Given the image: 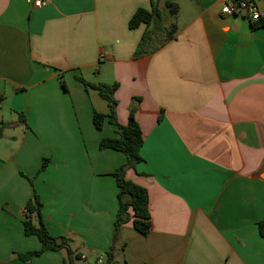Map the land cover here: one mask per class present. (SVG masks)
<instances>
[{
    "label": "crops",
    "instance_id": "obj_1",
    "mask_svg": "<svg viewBox=\"0 0 264 264\" xmlns=\"http://www.w3.org/2000/svg\"><path fill=\"white\" fill-rule=\"evenodd\" d=\"M167 1L179 7L174 37L135 57L148 27L130 28L131 17L155 6L162 14ZM227 1L52 0L35 7L0 0V125L12 114L26 116L20 141L0 137V264H65L63 250L29 261L17 255L42 246L24 232L34 190L50 232L73 237L77 264H89L87 252L108 264L119 207L111 173L126 155L100 149L118 127L106 120L95 128L93 111L110 107L78 76L119 83L122 125L141 98L144 160L126 178L147 189L152 229L145 236L124 224L117 260L264 264V26L223 15ZM44 157L50 163L32 185Z\"/></svg>",
    "mask_w": 264,
    "mask_h": 264
},
{
    "label": "trees",
    "instance_id": "obj_2",
    "mask_svg": "<svg viewBox=\"0 0 264 264\" xmlns=\"http://www.w3.org/2000/svg\"><path fill=\"white\" fill-rule=\"evenodd\" d=\"M166 6L171 10L173 15L178 12V5L172 1H167ZM163 16L160 9L155 6L152 11L145 8H139L133 14L129 21L130 28H137L141 24H146L148 29L143 34L140 43L136 49L135 57H141L148 52H151L171 40L176 33V24L173 22L170 27H162L161 23ZM152 26V28H150ZM253 28L264 26V17L258 21L252 22ZM164 29V37L159 44L153 45V41ZM86 88L92 87L99 91L109 104L110 112L102 113L97 110L93 111V124L97 130H102L106 120L118 127L117 136L104 137L100 140V149L112 148L123 152L126 155V162L115 169L111 174L115 177L118 185V212L114 224L113 239L109 250L106 252L108 264H121L116 258L117 242L120 235V229L128 222H132L133 227L143 235H148L152 229V220L149 207L148 191L145 187L126 178V172L130 168H136L138 163L144 160L141 149L144 145V135L140 124L136 119V112L140 97L133 99L130 107L129 119L126 125H122L117 120L116 107L118 101L115 98V91L119 87V83L112 85L95 84L87 81L85 78L78 76ZM63 87L68 90L66 81L61 79ZM2 97L0 96V100ZM21 122L26 123V116L20 114ZM4 123L0 125V137H3ZM50 159L44 158L43 164L37 172L38 176L44 169L47 168ZM31 184H34L33 179H30ZM44 204L39 193L34 190L33 196L25 205V218L23 220L24 232L26 235H35L40 240L42 246L40 249L27 251L25 253H17L24 261L31 260L34 256H40L47 250L65 251V264H71L72 257L81 259V255L76 253L72 246L73 237L69 235H53L44 219L43 212ZM259 230L264 236V220L259 221ZM85 264V263H83Z\"/></svg>",
    "mask_w": 264,
    "mask_h": 264
},
{
    "label": "rangeland",
    "instance_id": "obj_3",
    "mask_svg": "<svg viewBox=\"0 0 264 264\" xmlns=\"http://www.w3.org/2000/svg\"><path fill=\"white\" fill-rule=\"evenodd\" d=\"M162 15H164V20H162V23H161L162 27H164V26L169 27V21L175 23V21H174L175 19H174L173 14L171 13V10L169 8L168 9L165 8ZM165 19H166V21H165ZM162 30L163 31H161V33H160L161 37L158 35V37L154 39L153 45L159 44L160 40L164 37V29L162 28ZM9 124H11V125H9ZM24 129H25V126H24L23 122L20 121L19 115L12 114L9 117H6L5 125H4V132H5V134H7L9 136L10 139L15 137L18 141H20V139L22 138ZM44 158L50 159L49 157H44ZM44 158H43V160H44ZM42 164H43V161H42ZM42 164H41V166H42ZM39 169H38V171H39ZM44 171H45V169L38 176L35 175L33 178H30V179H33V181H35V179L37 177H39ZM37 172H36V174H37ZM40 197H41V195H40ZM41 199H42V197H41ZM42 202H43V199H42ZM44 209H45V205L43 207V212L45 211ZM44 219L46 222L45 214H44ZM64 235H69V234H64ZM72 246H73V244H72ZM86 254L88 257L87 263H89V264H106V262L96 260L95 255L92 254L91 252H87ZM76 260H79V259L74 260V263L77 264Z\"/></svg>",
    "mask_w": 264,
    "mask_h": 264
},
{
    "label": "built area",
    "instance_id": "obj_4",
    "mask_svg": "<svg viewBox=\"0 0 264 264\" xmlns=\"http://www.w3.org/2000/svg\"><path fill=\"white\" fill-rule=\"evenodd\" d=\"M33 6L42 7L49 4L52 0H29ZM223 15H241L251 22L262 18L261 7L258 0H229L222 6ZM1 102V100H0ZM101 261V260H100Z\"/></svg>",
    "mask_w": 264,
    "mask_h": 264
}]
</instances>
